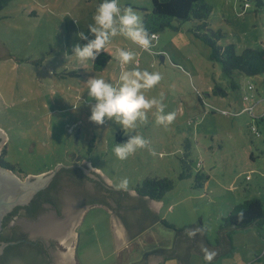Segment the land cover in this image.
I'll return each instance as SVG.
<instances>
[{
  "label": "rangeland",
  "instance_id": "374dc122",
  "mask_svg": "<svg viewBox=\"0 0 264 264\" xmlns=\"http://www.w3.org/2000/svg\"><path fill=\"white\" fill-rule=\"evenodd\" d=\"M98 2L9 0L0 10V42L22 62L0 60V129L6 136L2 155L28 174L86 157L115 189H122L118 185L123 178L129 180L123 190H133L146 176L167 177L173 187L163 195L160 217L178 228L200 219L212 242L220 218L233 205L251 197L264 205V72L224 74L203 36L207 31L197 33L192 21L176 20L172 24L178 28L155 33L150 52L114 37L108 44L111 55L101 52L109 56L104 68L94 70L93 62L69 55L74 44L86 42L76 33L88 32ZM120 2L131 5L142 19L151 11V0ZM206 2L211 6L208 28L223 34L219 44H232L237 53L264 46V5L257 6L255 0ZM120 47L136 53L138 63L125 67L161 73L160 83L145 95L158 97L163 92L165 111L176 113L172 124L164 127L155 123V109L150 111L137 129L148 146L125 160L112 148L134 133L126 134L114 121L98 125L89 120L94 101L86 90L93 75L116 81ZM80 94L82 102L76 108ZM76 232L80 264H129L149 246L170 245L174 235L157 222L117 253L110 213L102 206L88 208ZM191 260L203 264L196 254ZM215 264H264V226L260 231L236 230L232 252Z\"/></svg>",
  "mask_w": 264,
  "mask_h": 264
},
{
  "label": "trees",
  "instance_id": "16d2710c",
  "mask_svg": "<svg viewBox=\"0 0 264 264\" xmlns=\"http://www.w3.org/2000/svg\"><path fill=\"white\" fill-rule=\"evenodd\" d=\"M8 1L0 0V10ZM255 2L257 6L264 5L263 0H255ZM210 12L211 6L206 0H151V11L145 13L143 22L151 35L165 28H178L172 24L174 20L179 23L192 21L194 31L197 33L202 29L207 31L203 33V36L212 46L224 74L231 76L236 71L242 75L252 76L263 73L264 46L245 48L237 53L234 45L223 46L219 44L218 41L223 34L208 28L207 18ZM108 57L107 54L101 53L92 65L93 69L102 70ZM249 88L252 89V86L249 85ZM250 126L251 128L254 127L253 124H250ZM87 150L88 152L92 151L91 148ZM5 165L15 168L8 161H5ZM172 187L173 182L167 177L146 176L133 188L134 195L126 190L113 189L112 192L116 194L115 202L117 205L113 212L125 225L130 238L137 237L147 226L149 227L157 222L174 230V245L170 248L158 247L155 250L167 259L176 258L180 264H191V253L197 252L201 255L204 264H209L205 259V254L213 252L215 255L210 262V264H213L222 256L232 252L233 234L236 230L256 227L260 231L264 226L263 202L257 197H251L233 205L228 214L220 218L216 237L212 242L208 239L206 229L200 219L190 225L175 227L160 217L159 213L152 211L148 204L149 200H161L163 195L170 191ZM97 201L106 205L109 204L103 198ZM15 240H17L16 237H12L5 242ZM18 245L17 243L7 245L4 249V255L0 256L1 261L17 256L27 264H34L36 262V252L31 250L19 251Z\"/></svg>",
  "mask_w": 264,
  "mask_h": 264
},
{
  "label": "clouds",
  "instance_id": "9594fccd",
  "mask_svg": "<svg viewBox=\"0 0 264 264\" xmlns=\"http://www.w3.org/2000/svg\"><path fill=\"white\" fill-rule=\"evenodd\" d=\"M93 22L87 26L88 32L81 30L76 35L85 43L72 46V54L80 61L95 62L101 52H108V44L117 36L139 45L145 51H151L154 36L149 34L140 14L131 5H122L120 0H99L92 17ZM116 59L121 71L115 82L111 78L93 75L86 81L87 96L91 101L89 120L98 125L114 121L123 131L134 133L122 143H115L112 148L120 160L127 159L138 149L148 146V140L137 132L141 123L148 120L149 112L155 109V123L164 127L169 126L176 118L174 111H165L164 93L149 98L145 92L157 86L162 75L159 71L147 68L125 67L138 63L136 53L124 47L116 50ZM111 55V54H110ZM80 102L73 104L78 108ZM129 180L121 179L118 187L127 189ZM215 253L207 252L205 259L209 262Z\"/></svg>",
  "mask_w": 264,
  "mask_h": 264
},
{
  "label": "flooded vegetation",
  "instance_id": "af4514ba",
  "mask_svg": "<svg viewBox=\"0 0 264 264\" xmlns=\"http://www.w3.org/2000/svg\"><path fill=\"white\" fill-rule=\"evenodd\" d=\"M2 150H6L5 144L0 149V164L7 167V165H5V153L3 156ZM85 161L89 162L86 157ZM10 169L15 171L22 178H25L27 175H33L26 172L23 173L16 168ZM49 170L50 169H46L35 174L45 173ZM88 183H90V186L87 185ZM71 188L74 190L77 189L79 193L83 194L82 199L78 198L77 200V198H74L71 201L70 198L74 197L68 193ZM112 192V187L106 183L99 173L93 170L91 163H76L72 161L69 164H63L52 176L47 185L38 190L28 203L13 207L4 216L2 229L0 231V243L12 237H16L17 240L13 241L14 243L12 244H19L17 247L19 251L31 250L36 252V262L34 264H80L76 254V242L78 239L76 232L77 226L85 215V209L90 205L99 204L105 207L108 206L111 211L117 208L115 202L116 194ZM101 198L107 200L109 204L106 205L98 202L97 200ZM83 206H86V208L81 210ZM51 213L61 218H67L65 224H68V226L70 225V229L68 228L70 237L65 240L61 238H49L46 240L41 236L31 237L30 230L32 229L29 228L27 222L33 220L37 221L40 216L45 214L47 215L45 218H48ZM114 215L117 216L115 213ZM117 218L119 217L117 216ZM1 236L4 237L2 238ZM128 237L130 238L129 234ZM4 249L0 256L4 255ZM142 257L135 261L136 264H143ZM6 259L7 260L3 262L0 259V264H11L13 262L27 264L17 256ZM113 264H116V262Z\"/></svg>",
  "mask_w": 264,
  "mask_h": 264
},
{
  "label": "water",
  "instance_id": "95a60500",
  "mask_svg": "<svg viewBox=\"0 0 264 264\" xmlns=\"http://www.w3.org/2000/svg\"><path fill=\"white\" fill-rule=\"evenodd\" d=\"M12 58L15 61L22 64L21 61L17 60L13 56L10 55L9 50L4 47L0 42V60ZM0 149L5 144L6 136L5 133L0 129ZM82 162L86 164H90L88 161H85L82 159ZM93 170L99 173L106 183L112 187V189H115L109 180L100 172L99 169L95 168L93 165ZM61 167V165H57L52 170H49L45 173H39V174H33V175H27L25 178H22L20 175H18L15 171H13L10 168H7L0 164V231L2 229V221L4 216L15 206L17 205H24L30 201V199L33 197V195L40 190L41 188L45 187L47 183L50 181L52 176L57 172V170ZM90 186V183L87 184ZM123 190V189H118ZM130 194L134 195L135 192L132 190H126ZM69 195L74 196L70 198L72 201L74 198L78 200L82 199L83 194L79 193V191L73 188L70 189L68 192ZM149 207L152 211L158 212V208L161 206L162 202L157 200H149ZM92 206H102L104 209H106L110 213V219H111V230L114 237V244L115 249L127 242L129 239L128 233L126 230V227L122 223V221L117 218V216L114 215L113 211L107 206L104 205H90L88 208ZM86 206H83L81 210L85 209ZM85 209V212L87 209ZM47 217V215L40 216L37 221H28L27 225L29 228H31V237L41 236L44 239L49 238H61L66 239L70 237V232L68 228V224H65L67 218H61L59 216H56L54 213H51L50 217ZM148 227V226H147ZM146 227V228H147ZM70 229V228H69ZM14 243L13 241L9 242H2L0 243V254L3 252V249L6 245ZM174 245V243H173ZM191 254H196L198 256H201L197 252H192ZM165 258L162 254L152 251L149 253L144 254L143 256V264H161L162 261ZM168 259H175L176 258H168ZM68 260V258H67ZM66 261V260H65ZM178 261V260H177ZM11 264H18L17 262H13ZM136 264V263H134ZM178 264L180 262L178 261Z\"/></svg>",
  "mask_w": 264,
  "mask_h": 264
},
{
  "label": "crops",
  "instance_id": "0c3cea01",
  "mask_svg": "<svg viewBox=\"0 0 264 264\" xmlns=\"http://www.w3.org/2000/svg\"><path fill=\"white\" fill-rule=\"evenodd\" d=\"M132 191H134V190H132ZM160 202H162V204H161V206L164 204V201H162V199L161 200H159ZM160 206V207H161ZM160 207L158 208V210L160 209ZM158 213V212H157ZM151 228V227H150ZM149 228V229H150ZM153 237H154V234H153ZM136 238V237H135ZM135 238H131V239H129L127 242H125L124 244H122L121 246H119L118 248H116V251H117V253L119 252V250H121L123 247H126L127 245H128V243H130V242H133L134 240H135ZM154 239H155V237H154ZM132 240V241H131ZM155 241H157V239H155ZM173 243H174V235L172 234V236H171V240H170V245H167V246H164V245H162L161 243L160 244H156V245H152V246H149V248L147 247L146 249H144V253H143V256H144V254H146V253H149V252H152V251H155L156 250V248H158V247H172L173 246ZM168 244V243H167ZM143 258V257H142ZM219 259H221V258H219ZM218 259V260H219ZM168 260H170L171 262L169 263V262H167ZM136 261V260H135ZM134 260H130L129 261V264H134V263H136ZM202 261H203V259H202ZM161 264H178V262H176V260L175 259H164L163 261H162V263ZM191 264H192V260H191ZM203 264H204V262H203ZM213 264H215V263H213Z\"/></svg>",
  "mask_w": 264,
  "mask_h": 264
},
{
  "label": "built area",
  "instance_id": "2783aa9c",
  "mask_svg": "<svg viewBox=\"0 0 264 264\" xmlns=\"http://www.w3.org/2000/svg\"><path fill=\"white\" fill-rule=\"evenodd\" d=\"M151 36H154V37H155V34H151ZM251 129H252L254 132H256L255 127H252Z\"/></svg>",
  "mask_w": 264,
  "mask_h": 264
}]
</instances>
